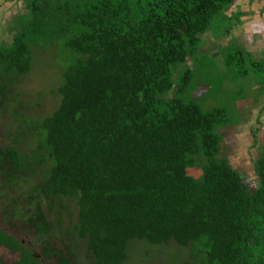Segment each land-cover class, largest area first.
Instances as JSON below:
<instances>
[{"label":"trees","instance_id":"trees-1","mask_svg":"<svg viewBox=\"0 0 264 264\" xmlns=\"http://www.w3.org/2000/svg\"><path fill=\"white\" fill-rule=\"evenodd\" d=\"M25 1L12 41L0 43V75L28 73L34 46L63 55L60 105L40 122L52 163L43 190L77 199L91 264H124L136 239L175 240L199 264H264V153L254 190L221 155L228 111L194 97L202 36L234 0ZM8 160L23 165L16 148L0 149V168ZM198 167L200 177L189 173ZM43 220L46 259L73 264ZM0 243L20 250V264H42L1 229Z\"/></svg>","mask_w":264,"mask_h":264},{"label":"rangeland","instance_id":"rangeland-1","mask_svg":"<svg viewBox=\"0 0 264 264\" xmlns=\"http://www.w3.org/2000/svg\"><path fill=\"white\" fill-rule=\"evenodd\" d=\"M25 0H0V43L9 44L18 27L19 16L25 14ZM242 14L232 16L229 9L216 16L210 31L202 36L200 51L192 69L195 71L194 97L205 110L220 107L226 109L231 124L219 129L222 137L221 155L229 157L250 188L257 184L255 162L264 146V71L261 84L255 59L263 57L257 52H247L241 40L233 34L232 27L242 23ZM238 35V30L236 31ZM233 39V40H232ZM244 43V42H243ZM241 47L246 62L233 68L224 63V55L235 54ZM247 53H251L248 56ZM254 60H250V58ZM252 58V59H253ZM264 62V61H262ZM191 63V62H190ZM64 59L55 48L44 50L33 47L31 70L26 74L0 75V149L16 148L23 165L16 167L8 160L0 174V215L7 223L17 227L32 248L42 253L44 244L27 215L40 213L48 226L50 240L69 255L73 264H91L87 239L80 238L75 229L79 207L76 198L54 196L43 190V183L50 175L49 150L40 148L43 131L40 122L59 107ZM245 70H249L245 72ZM193 88V87H192ZM261 107L256 108L260 102ZM257 118L258 121H257ZM262 118V120H261ZM258 152V154H257ZM41 159L44 163H40ZM189 173L200 177L201 169ZM12 180H15L12 183ZM73 253L72 256L70 253ZM124 264H199L189 248L175 240L164 244H151L147 240H132L127 249ZM13 263L17 255L13 254ZM43 260V264H50ZM57 264V263H55Z\"/></svg>","mask_w":264,"mask_h":264},{"label":"crops","instance_id":"crops-1","mask_svg":"<svg viewBox=\"0 0 264 264\" xmlns=\"http://www.w3.org/2000/svg\"><path fill=\"white\" fill-rule=\"evenodd\" d=\"M229 10L232 16L237 14L244 16L242 23L236 25L237 28H234L235 26L232 27V38L233 34H235L238 40L243 41L244 43L242 42V44L247 49V52H258L263 57V60L258 58L255 61L264 65V62H262L264 61V0H234ZM237 30L238 35L236 34ZM238 49L242 48L239 47ZM260 94L263 95L264 93L260 92ZM261 102L260 100L258 102L259 105L253 109L258 110L261 107Z\"/></svg>","mask_w":264,"mask_h":264},{"label":"flooded vegetation","instance_id":"flooded-vegetation-1","mask_svg":"<svg viewBox=\"0 0 264 264\" xmlns=\"http://www.w3.org/2000/svg\"><path fill=\"white\" fill-rule=\"evenodd\" d=\"M263 153H264V146L260 149V155H259L258 159L260 158L261 154H263ZM257 154H258V152H257ZM254 164H256V162ZM255 169H256V167H255ZM0 170H1V168H0ZM255 174H256V171H255ZM14 182H15V180H14ZM257 184H258V177H257ZM257 184L252 189L255 190L256 187H257ZM26 217H27V220L30 221L31 224H33L35 226L37 235L41 236L40 233H38V231H37V225L35 223V220L39 219V218H43V215L40 214V213H35L32 216V214L30 213ZM0 229L4 233H6L9 236L13 237L18 244L22 245L23 247L27 248L28 250L31 249L34 253L38 254L40 256L41 260H42V264H43V260H46V261L48 260L44 256L43 251H42V253L36 252L32 248V246L30 244L27 245L28 242L26 241V239H24L23 236H19V233H21L20 230L22 231V227H20V230H19V228L13 227L11 225V223H9V222L7 223V221L5 220L4 214L0 215ZM40 241H41L42 244H45V239L44 238L43 239L40 238ZM13 254L17 255V260L14 263H13V257H12ZM68 259L72 261L71 257L68 258ZM73 261H74V259H73ZM0 264H20V250H14V249L10 248L9 246H7V244L0 243Z\"/></svg>","mask_w":264,"mask_h":264}]
</instances>
